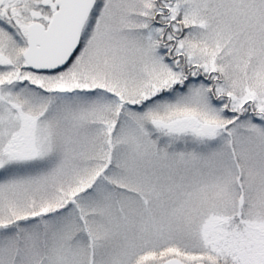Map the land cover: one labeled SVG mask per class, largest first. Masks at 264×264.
<instances>
[{"label":"snow or ice","instance_id":"6c2138e0","mask_svg":"<svg viewBox=\"0 0 264 264\" xmlns=\"http://www.w3.org/2000/svg\"><path fill=\"white\" fill-rule=\"evenodd\" d=\"M0 264H264V0H0Z\"/></svg>","mask_w":264,"mask_h":264}]
</instances>
